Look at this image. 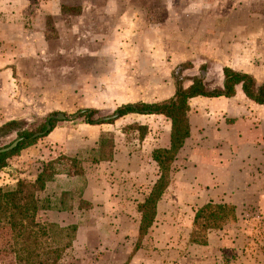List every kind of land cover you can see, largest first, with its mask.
Wrapping results in <instances>:
<instances>
[{"label": "rangeland", "instance_id": "374dc122", "mask_svg": "<svg viewBox=\"0 0 264 264\" xmlns=\"http://www.w3.org/2000/svg\"><path fill=\"white\" fill-rule=\"evenodd\" d=\"M227 67L254 69L259 79L251 76L264 84V0H0V110L23 112L0 123V150L44 132L50 116L67 118L52 120L49 135L7 160L0 188L34 182L60 156L77 158L84 169L57 176L40 195L52 208L39 222L82 227L59 264H264V159L248 162L251 191L239 198L238 222L210 231L208 246L190 243L197 209L175 189L134 251L135 203L159 175L151 155L171 122L116 111L165 102L197 81L219 92ZM85 111L95 112L96 124ZM101 137L114 143L113 161L92 162ZM186 155L173 164L171 181ZM0 264H16L6 229Z\"/></svg>", "mask_w": 264, "mask_h": 264}, {"label": "trees", "instance_id": "16d2710c", "mask_svg": "<svg viewBox=\"0 0 264 264\" xmlns=\"http://www.w3.org/2000/svg\"><path fill=\"white\" fill-rule=\"evenodd\" d=\"M224 76V88L219 92L208 93L202 82L197 81L189 89L184 90L179 87L175 96L165 102L125 105L116 111L121 117L127 114L163 115L171 121L170 146L155 149L152 153V158L159 168V179L145 200L138 204L141 223L138 243L134 251L141 248L140 242L148 235L155 223L158 203L171 183L172 166L190 138L189 101L198 96L234 97L236 87L241 85L243 92L250 100L264 105V85L259 86L253 76L236 72L228 67L224 69ZM94 113V111L83 113L87 123L96 124L92 120ZM33 136L34 134L19 137L21 141L15 149L0 153V170L6 167L10 157L35 144L37 139ZM113 145L114 143L107 141L106 137H101L97 150H92L97 155L92 162L113 161ZM62 162H67L68 168L62 170L60 168ZM62 174L83 175L84 169L77 158L60 156L56 160L47 162L34 182L22 180L14 187L0 188V231L6 229L11 235L16 264H59L64 252L72 248L78 231L76 225L62 227L55 223L46 224L38 221L42 211L52 208L49 201H44L40 195L46 191L49 183ZM237 222V209L234 205L209 202L197 209L195 213L190 243L208 246L210 231L223 230L226 226Z\"/></svg>", "mask_w": 264, "mask_h": 264}, {"label": "crops", "instance_id": "0c3cea01", "mask_svg": "<svg viewBox=\"0 0 264 264\" xmlns=\"http://www.w3.org/2000/svg\"><path fill=\"white\" fill-rule=\"evenodd\" d=\"M237 72L254 74L259 79L254 69L246 71L244 68H239ZM258 85L264 84L258 83ZM189 104L191 135L179 153L176 163L181 159L182 154L187 157L188 153L189 157L187 161L184 159L186 167L172 176L168 189L158 203V211L166 200L168 192L175 189L181 190L187 196L188 201L185 206L188 209H198L209 202H214L234 205L238 210L240 196L251 191L248 162L252 158L258 161L264 159V105L250 100L241 85L236 87L234 97L198 96L191 99ZM22 114V111L16 112L11 106L2 108L0 123L12 122ZM169 130L166 139L162 138V146L157 149L170 146L171 129ZM254 145L258 149H254ZM253 149L257 154L255 157L250 154ZM151 160L157 165L152 157ZM158 179L159 175L152 183L151 190ZM145 198L135 205L142 203ZM140 223L141 217L135 228L137 238ZM154 227L155 224L150 232ZM86 229L90 231V227ZM81 231L82 227H79L78 235ZM117 237L122 240L126 234L118 233Z\"/></svg>", "mask_w": 264, "mask_h": 264}, {"label": "water", "instance_id": "95a60500", "mask_svg": "<svg viewBox=\"0 0 264 264\" xmlns=\"http://www.w3.org/2000/svg\"><path fill=\"white\" fill-rule=\"evenodd\" d=\"M77 116L78 115H75L72 118H76ZM66 119H67L66 116L64 114H62V113L57 114L56 116H50V118L48 119V124H47L46 130L44 132H40V133L35 134L34 138H38V137H41V136H43L45 134H48L50 132L51 128H52V126L50 124V122L52 120L65 121ZM108 119H106V120H108ZM20 141L21 140H17L11 146H9L8 148L1 149L0 153H6V152H9V151H12L13 149H15L18 146Z\"/></svg>", "mask_w": 264, "mask_h": 264}]
</instances>
